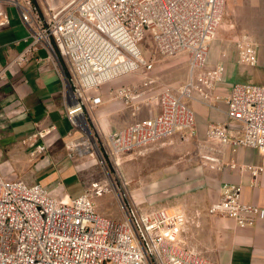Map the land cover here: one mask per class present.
<instances>
[{
  "label": "built area",
  "instance_id": "obj_1",
  "mask_svg": "<svg viewBox=\"0 0 264 264\" xmlns=\"http://www.w3.org/2000/svg\"><path fill=\"white\" fill-rule=\"evenodd\" d=\"M226 3L76 0L60 14H41L33 0H0V28L10 21L5 8H16L31 30V43L15 63L27 62L40 47L52 61L66 65V72L61 73L66 116L81 134L68 144L70 157L91 153L85 138L91 134L89 110L103 104L99 90L129 75H145L142 85L125 84L111 92L113 100L134 112L143 106L157 107L155 114L108 134V159L118 160L174 136L196 137L190 103L216 108L215 103L223 99L218 87L224 81L225 66L209 67L208 58ZM148 40L164 58L187 55L185 84L158 87L148 78L154 64L141 48ZM236 46L239 64L257 65L256 43L244 37ZM4 79L1 72L0 84ZM224 99L227 117L238 129L233 133L229 123L212 124L207 139L233 151L255 149L264 156V86L236 84ZM87 148V153L80 151ZM37 151L45 152L46 146H38ZM245 168L256 180L264 164ZM220 194L209 210L212 216L232 219L240 228L264 221V208L243 201L240 185L225 184ZM102 195L94 185L81 196L69 198L41 184L29 185L0 173V264H217L188 246L184 236L188 219L183 212L161 208L136 215L123 205L125 219L118 221L97 212L93 198Z\"/></svg>",
  "mask_w": 264,
  "mask_h": 264
},
{
  "label": "crops",
  "instance_id": "obj_2",
  "mask_svg": "<svg viewBox=\"0 0 264 264\" xmlns=\"http://www.w3.org/2000/svg\"><path fill=\"white\" fill-rule=\"evenodd\" d=\"M5 9L10 21L0 28V73H5L0 84V172L29 185L53 186L52 193L73 198L64 183L79 174V167L70 157L68 144L79 140L81 134L75 132L66 116V88L61 74L62 70L66 72V65L52 61L40 47L27 62L15 63L31 43V30L17 9ZM225 11L229 33L211 44L208 58L209 67L225 66V78L218 87L223 99L215 103L216 108L190 103L197 133L191 139L198 143L208 165L214 167L209 178L218 193L214 204L220 200L222 186L231 184L243 188V201L264 208V171L254 180L246 168L242 169L262 166L264 156L250 148L233 151L206 136L212 124L229 123L233 133L238 129L227 117L224 99L234 85L264 86V0H227ZM244 37L258 45L254 67L238 62L236 42ZM105 115L118 127L113 131L126 127L115 113ZM38 146H46V151L40 153ZM231 164L237 167L232 169ZM210 208L201 212V229L190 230L187 235L190 248L217 264H264V221L240 228L232 219L212 216Z\"/></svg>",
  "mask_w": 264,
  "mask_h": 264
},
{
  "label": "rangeland",
  "instance_id": "obj_3",
  "mask_svg": "<svg viewBox=\"0 0 264 264\" xmlns=\"http://www.w3.org/2000/svg\"><path fill=\"white\" fill-rule=\"evenodd\" d=\"M33 1L41 14H60L76 2ZM227 26L228 16L225 11L216 40L229 33ZM141 48L145 58L154 64V71L148 78L156 81L158 87L177 88L186 83L189 71L186 54L164 58L155 52L149 40L143 43ZM143 77V73L129 75L99 90L103 104L93 111L89 110L91 134L89 138H85L89 139L88 147L91 153L84 156L76 153L73 159L79 167V174L65 181L64 185L73 198L93 189L94 185L98 186L103 195L93 198L97 212L118 221L125 219L121 208L123 205L136 215L161 208L177 209L188 219L184 233L187 240L190 230L201 229V212L208 210L218 196L213 181L209 179L211 174H214L211 172L214 167L208 165L207 157L200 154L198 143L193 139L184 140L174 136L144 150L126 154L118 160L108 159L107 136L118 127L107 121L106 113H115L123 126L155 114L156 106H143L140 111L134 112L125 109L111 96L112 90L121 85H142ZM152 87L155 88V83ZM151 110L154 113H150ZM47 188L52 191L53 186ZM187 244L189 246V243Z\"/></svg>",
  "mask_w": 264,
  "mask_h": 264
},
{
  "label": "bare ground",
  "instance_id": "obj_4",
  "mask_svg": "<svg viewBox=\"0 0 264 264\" xmlns=\"http://www.w3.org/2000/svg\"><path fill=\"white\" fill-rule=\"evenodd\" d=\"M82 153H87L88 152V148H87V150L86 149H81L80 150Z\"/></svg>",
  "mask_w": 264,
  "mask_h": 264
}]
</instances>
